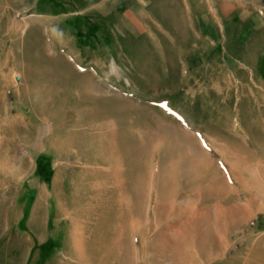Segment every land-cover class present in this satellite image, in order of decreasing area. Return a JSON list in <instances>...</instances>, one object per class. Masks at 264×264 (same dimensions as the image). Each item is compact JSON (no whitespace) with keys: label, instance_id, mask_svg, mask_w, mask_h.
Wrapping results in <instances>:
<instances>
[{"label":"rangeland","instance_id":"rangeland-1","mask_svg":"<svg viewBox=\"0 0 264 264\" xmlns=\"http://www.w3.org/2000/svg\"><path fill=\"white\" fill-rule=\"evenodd\" d=\"M0 264H264V0H0Z\"/></svg>","mask_w":264,"mask_h":264},{"label":"bare ground","instance_id":"bare-ground-1","mask_svg":"<svg viewBox=\"0 0 264 264\" xmlns=\"http://www.w3.org/2000/svg\"><path fill=\"white\" fill-rule=\"evenodd\" d=\"M177 128V127H176ZM166 131H168V130H166ZM176 131H178V130H176ZM182 136V135H181ZM184 137V136H183ZM186 138V137H185ZM188 138V137H187ZM189 139H194V137L193 138H188L187 140H188V142H187V144L188 143H191V142H189ZM178 140H180V138L178 139ZM185 140L186 139H184V141L183 142H185ZM194 140H196V139H194ZM181 141V140H180ZM193 141V140H192ZM183 142L181 141V143L183 144ZM162 144V143H161ZM186 143H184V145H185ZM193 144V143H192ZM196 144V143H195ZM191 145V144H190ZM183 146V145H182ZM178 147V148H182V149H180V150H183L182 152H184V154H185V152H186V150L184 151V149L183 148H185V146H183V147ZM187 149V148H186ZM191 151H193L192 149H191ZM195 151V150H194ZM174 153H175V150H174ZM170 154V153H169ZM176 154V153H175ZM174 155V154H173ZM192 155V154H191ZM204 156V155H203ZM172 157V156H171ZM184 161V160H190V162H192L193 161V158H189V157H180V160H179V162L180 161ZM182 161V162H183ZM181 163V162H180ZM177 165H178V163H177ZM177 168V167H176ZM218 169V168H217ZM217 169H215V170H217ZM173 170H175L174 169V167H173ZM177 170V169H176ZM218 172V171H217ZM194 177V176H193ZM198 177V176H197ZM189 178V177H188ZM218 178V177H217ZM175 179V178H174ZM195 179H197V180H199V181H201V176H199L198 178H195ZM218 180H220V179H218ZM191 181H192V179H191ZM196 181V180H195ZM210 181H212V179L210 180ZM192 183H194V180L192 181ZM211 183V182H210ZM202 185V184H201ZM204 186H206V185H204ZM216 186V185H215ZM214 185H212V184H209V186L208 187H205V188H201V187H194L193 188V194H192V196L191 197H187V198H185L183 201H184V203L186 204V205H188L187 206V209L185 210L184 209V212H185V214L186 215H188V214H192V216L194 217V220H200L201 219V217H200V215L201 214H198V211H197V208H198V206L201 204V203H204V199H202V197L204 198V196L205 195H207L208 197L207 198H210V197H212V196H214V195H217V196H220V197H224L225 196V194L226 195H229V194H227V192L225 193V191H223V189H222V187L220 188V187H215ZM241 189V188H240ZM231 190H233V189H231ZM190 191V190H189ZM191 192V191H190ZM223 194H224V196H223ZM203 201V202H202ZM181 213V212H180ZM182 214V213H181ZM203 216H205V215H203ZM189 218H190V216H188ZM207 222V221H206ZM129 230V229H128ZM131 230V229H130ZM180 231V230H179ZM127 232V231H126ZM126 234V233H125ZM120 238V237H119ZM164 245V244H163ZM125 248V247H124ZM128 249V248H127ZM125 250V249H124ZM126 251V250H125ZM129 253V252H128ZM128 255V254H127ZM129 258V257H128ZM128 258H126L127 260H128ZM130 259V258H129Z\"/></svg>","mask_w":264,"mask_h":264}]
</instances>
